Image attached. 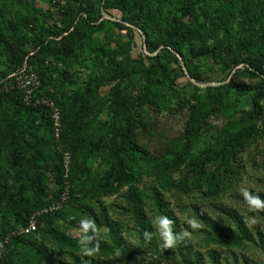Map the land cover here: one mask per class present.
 I'll use <instances>...</instances> for the list:
<instances>
[{
  "label": "rangeland",
  "instance_id": "374dc122",
  "mask_svg": "<svg viewBox=\"0 0 264 264\" xmlns=\"http://www.w3.org/2000/svg\"><path fill=\"white\" fill-rule=\"evenodd\" d=\"M24 1L29 10L0 0V235L22 229L5 205L28 191L43 206L36 213L63 210L53 226L80 242L83 222L103 210L132 253L117 264H264V208L245 198L264 202V74H245L252 64L264 71V0H147L139 22L135 5L120 11L118 0L106 11L93 0ZM81 2L89 11L74 33L66 10ZM35 77L30 103L23 87ZM42 99L49 113L32 110ZM10 134L14 149L29 152L19 171L2 153ZM153 193L177 238L171 247ZM134 195L148 240L136 231ZM201 219L231 230L240 220L252 242H210ZM45 224L33 236L44 259L14 240L4 264L120 257L61 249L43 236Z\"/></svg>",
  "mask_w": 264,
  "mask_h": 264
},
{
  "label": "trees",
  "instance_id": "16d2710c",
  "mask_svg": "<svg viewBox=\"0 0 264 264\" xmlns=\"http://www.w3.org/2000/svg\"><path fill=\"white\" fill-rule=\"evenodd\" d=\"M129 2H124L123 0H118L117 2L119 3V8L121 10H126V9H131L130 5H135L137 8L136 13L134 14L133 18L136 20L135 22H139V20H142L147 17V12L149 8L147 7V0H126ZM16 4L19 6V9H30V5H28L24 0L18 1L16 0ZM95 3L94 5L97 4V9L100 8L101 10H107L110 4V0H93ZM135 2V3H133ZM84 3V2H83ZM80 7L78 10L74 9L73 6H70L69 9H67V14L68 18L71 20V28L73 29L74 33L78 31L79 28H81V23L83 22L82 20L79 23V19H77V16L79 14L87 13L89 11L90 4L85 1L84 4H86L89 8H83L82 2L80 3ZM98 11V10H97ZM191 10L189 9L187 11V14H189ZM221 18V17H219ZM221 20V19H220ZM25 25L24 21H18L17 26L18 27H23ZM155 48V47H154ZM153 50V49H151ZM174 52H179L176 48H174ZM155 51V49H154ZM196 53L195 55L197 56H203L207 55V51L201 50V51H194ZM175 64H177V60L174 58ZM251 69L253 70H246L245 74L251 78H256L257 73L264 74L263 69L261 68L260 65H251ZM40 80L42 81L44 78V73L40 72L39 74ZM190 78L192 80L198 81L199 78L190 75ZM36 109H32L33 111L36 112H48V107L45 105H37ZM49 113V112H48ZM47 113V114H48ZM10 136L6 137L7 141L4 143V147L2 149V153L8 157V160L10 161L12 168H15L14 170L19 171L24 169L23 161L26 160L25 156L29 154L28 148L27 147H22L19 149H14L11 145V140ZM10 148H9V147ZM226 153H222V157L225 156ZM36 191V189H34ZM62 190V187H61ZM130 194V192H128ZM204 196L206 198H209L211 195L204 193ZM35 196L31 195L28 191L25 192V196H23V193L20 195L18 199L15 201H6L5 205V210L9 211V214L11 213V216L13 218L14 223H17L22 229L26 228L28 225L29 219L36 214L39 210L43 208L39 207L38 202H35L34 198ZM128 200L130 201L131 206V211H132V216H133V221L136 226V231L139 233V237L142 239L148 240L149 237L148 234L149 232L147 231L146 224L144 222L145 218L143 217L140 209V204L137 200V198L134 196L127 197ZM38 200V199H37ZM151 200L153 202L154 208L159 215V217L165 218V213H164V205L162 203L161 198L156 194L153 193ZM63 211V210H62ZM56 212L54 214H49L47 216L39 215L36 220H37V226L36 230L29 234V235H7L3 234L0 235V264H4L5 261L7 260V256L9 254V250L11 247L16 242H13L16 240L18 243H27L28 247L31 249L32 252H35L37 256L40 258L44 259L46 257V251L38 246L35 245V241L33 236L37 235L40 231V223L43 219H45L46 224L44 226L43 231V236L47 238L51 243L54 245L59 246L61 249L65 250H70L73 252H80L87 250L91 253L94 254H99L101 256H120L116 257L115 261H113L110 264H117V263H122L124 260L128 259L131 256V252L123 245L122 238L120 235L119 230L117 227L111 223L107 217V214L102 210L100 213V217H95L93 213L90 214V217L92 218L91 221L96 224L97 226L103 227L107 231V236L109 239L108 244L106 243H99L96 242L94 239V236L91 232L90 229L85 230L84 227L82 226V232L84 236V241L80 242L79 240H74L64 233L58 231L55 229L53 226V220H56L57 218H61L63 212ZM43 216V217H42ZM42 217V218H41ZM47 218V219H46ZM53 222V223H52ZM238 223L235 225L234 229H228V228H221L217 225V223L209 220V219H201V223L203 224L205 228V235L208 241L212 242H219L221 244H227L230 246H239L244 242H252L250 239V235L245 227V225L238 220ZM21 229V230H22ZM146 233V234H145ZM12 234V233H11ZM7 239V243H5V240ZM70 264H104V263H86V262H81L77 258H74L72 263Z\"/></svg>",
  "mask_w": 264,
  "mask_h": 264
},
{
  "label": "built area",
  "instance_id": "2783aa9c",
  "mask_svg": "<svg viewBox=\"0 0 264 264\" xmlns=\"http://www.w3.org/2000/svg\"><path fill=\"white\" fill-rule=\"evenodd\" d=\"M39 85V81L38 79L35 77L32 80L29 81V83H27V85H25V87H23V93H24V99L25 101H30V103H32L33 97H32V90L35 89L37 86ZM34 102V100H33ZM34 106L37 105H45L46 107L50 108V104L47 100L42 99L41 101H37L36 103H33ZM54 114V119L55 121L58 119L57 117V113L53 112ZM57 127V124H56ZM58 207H52L51 210H55ZM45 212V211H44ZM42 213H36L34 214L28 221V225L26 226V228L20 230L18 233H14L12 234V236L15 235H29L31 233H33L36 230V226H37V220L36 218L41 215ZM5 243H7V239L5 240ZM0 258H1V254H0Z\"/></svg>",
  "mask_w": 264,
  "mask_h": 264
},
{
  "label": "clouds",
  "instance_id": "9594fccd",
  "mask_svg": "<svg viewBox=\"0 0 264 264\" xmlns=\"http://www.w3.org/2000/svg\"><path fill=\"white\" fill-rule=\"evenodd\" d=\"M245 198L248 200V203L256 208H264V202H262L258 197H252L250 196L248 193H245ZM161 226H162V236L165 240V245L168 247H171L174 245V243L176 242V237L173 236L172 231H171V221H169L167 218H162L161 221ZM190 223L192 224L193 227H197V223L193 220L190 221ZM83 227L85 230L89 229V228H93L94 229V225L92 224L91 221H85L83 222ZM88 254H91L90 252Z\"/></svg>",
  "mask_w": 264,
  "mask_h": 264
}]
</instances>
